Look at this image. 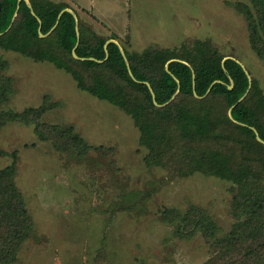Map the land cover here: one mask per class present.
<instances>
[{
  "label": "rangeland",
  "instance_id": "obj_1",
  "mask_svg": "<svg viewBox=\"0 0 264 264\" xmlns=\"http://www.w3.org/2000/svg\"><path fill=\"white\" fill-rule=\"evenodd\" d=\"M77 1L93 9L97 30L101 25L106 33L115 31L130 50L211 41L246 68L264 95V61L251 44L245 11L255 8L248 0ZM0 54L15 86L0 113L52 106L40 121L73 125L88 144L87 151L59 149L54 139L40 138L36 123L24 120L0 129V153L6 154L0 168L16 161V182L33 222L10 264H203L211 256L216 237L235 221L232 182L148 166L149 150L131 115L82 91L50 62L2 49ZM189 207L210 215L219 232L212 238L194 235L192 223L178 230L163 218L167 209Z\"/></svg>",
  "mask_w": 264,
  "mask_h": 264
},
{
  "label": "trees",
  "instance_id": "obj_2",
  "mask_svg": "<svg viewBox=\"0 0 264 264\" xmlns=\"http://www.w3.org/2000/svg\"><path fill=\"white\" fill-rule=\"evenodd\" d=\"M255 12L245 11L252 47L264 61V0H248ZM41 19L44 34L56 25L67 3L30 0ZM18 0H0V49L19 53L37 62H50L69 73L78 88L110 102L131 115L140 131V142L148 148V166H163L183 176L203 173L232 182L235 221L231 230L216 237L211 256L203 264H264V95L258 81L243 66L225 56L211 41L197 40L174 48L151 47L142 51L123 45L126 58L115 43L97 34L80 16L64 12L47 37L39 33L40 22L25 1L11 28ZM79 25V27H78ZM96 60H78L73 56ZM128 44V42H127ZM103 62H100L102 61ZM171 61V62H170ZM169 63V64H168ZM168 64V69L166 65ZM9 62L0 54V105L14 94V80L6 74ZM231 79L233 88L230 89ZM143 81L149 82L159 104ZM217 81V82H215ZM215 82V83H214ZM194 84L197 94L194 93ZM250 87V88H249ZM247 96L237 104L248 91ZM49 96L46 97L48 101ZM233 117L229 112L233 105ZM53 107H29L23 112L0 113V129L8 122L36 123L41 139H54L59 149H86L88 144L73 125H52L40 121ZM246 124V125H243ZM81 148V149H82ZM82 149L81 156L86 155ZM6 155L0 153V157ZM15 159L16 152L13 153ZM16 161L0 168V264L17 260L22 244L31 236L33 222L17 182ZM195 210V211H194ZM195 212V215L193 214ZM163 218L175 229L192 223L190 234L201 232L212 238L220 230L214 219L197 207L167 209ZM180 222V223H178ZM180 238V237H179Z\"/></svg>",
  "mask_w": 264,
  "mask_h": 264
},
{
  "label": "water",
  "instance_id": "obj_3",
  "mask_svg": "<svg viewBox=\"0 0 264 264\" xmlns=\"http://www.w3.org/2000/svg\"><path fill=\"white\" fill-rule=\"evenodd\" d=\"M22 1H25V2L27 3V5L30 7V9H31V11H32V14L38 18V20H39V22H40L39 33H40V36H41V37H47L48 35H50V34L55 30V28H56L57 25H58L59 19L61 18L62 14H63L64 12L68 11V12L72 13V14L74 15V17L77 19L76 14H75L71 9L66 8V9H64V10L61 11V13H60V15H59V17H58V21H57L56 25L50 30V32H48L47 34H44V33H42V31H41L42 21H41V19L36 15L35 11L33 10V7H32V4H31L30 0H18L17 10H16L15 15H14V17H13L12 23H11V25L9 26V28L7 29V31L11 28L13 22L15 21L17 15H18L19 9H20V4H21ZM2 34H3V33H0V35H2ZM77 35H78V41H77V44H76L75 48L73 49V56H74L76 59H78V60H86V59L96 60V59H94V58H92V57H90V58L80 57V56L76 53V49H77V47L79 46V43H80V33H79V29H78V27H77ZM110 43H115V44H117V45L119 46L121 52H122V53L124 54V56H125L124 49H123V47L120 45V43H119L118 41H116V40L111 39V40H108V41L106 42V44H105V50H106V52H107V57H106V58H108V56H109V55H108V45H109ZM125 58H126V56H125ZM228 58H230V57H228ZM228 58H225L224 61L227 60ZM96 61H97V60H96ZM236 61H237V60H236ZM100 62H103V60L100 61ZM126 62H127L128 69H129V73H130L131 77H132L134 80L139 81V80H137V79L135 78V76L133 75V72L131 71L130 64H129L127 58H126ZM170 62H171V61H170ZM237 62H239V61H237ZM239 63H240V62H239ZM168 64H169V63H168ZM168 64L166 65V68H167V69H168ZM240 64H241V63H240ZM241 65H242V64H241ZM242 66H243V65H242ZM243 68H244V70L246 71V73H247V75H248V77H249V80H250V86H251V81H252V80H251V76H250L249 72L246 70V68H245L244 66H243ZM168 70H169V69H168ZM139 82H140V81H139ZM215 82H217V81H215ZM215 82H214V83H215ZM143 83H145L146 85H148V87H149V89H150V91H151V93H152L154 103H155V105L158 106V107H164V106L168 105L169 103H171V101H172L173 99H175V97H176V95H177V93H178V92H177V93L172 97V99H171L170 101H168L167 103H165V104H159V103L157 102V100H156L155 92H154V90H153L151 84H150L149 82H146V81H143ZM212 86H213V85H211V87H210V89L208 90L207 94H209V92H210ZM229 88H230V89L233 88V80H232V79H231V85L229 86ZM249 88H250V87H249ZM248 92H249V89H248L247 93H246L242 98L239 99V101L237 102V104L240 103V102H241V101L247 96ZM194 93H195L196 97H199V98H203V97H205V96L207 95V94H206L205 96L200 97V96L197 94L196 90H195V84H194ZM235 106H236V104L233 105V106L231 107L230 112H229V115H230L231 119H233L235 122L238 123V121L233 117V114H232V110H233V108H234ZM243 125H246V124H243ZM253 129H254V131H255V133H256L257 140L264 144V140L260 137L258 131H257L255 128H253Z\"/></svg>",
  "mask_w": 264,
  "mask_h": 264
},
{
  "label": "crops",
  "instance_id": "obj_4",
  "mask_svg": "<svg viewBox=\"0 0 264 264\" xmlns=\"http://www.w3.org/2000/svg\"><path fill=\"white\" fill-rule=\"evenodd\" d=\"M51 1L56 2V3H67V4H69L71 7L69 9H71L76 14L77 19L76 18L75 19L77 21V24H78L79 16H80L85 22H87L93 28V30L97 34L104 36V37H111L113 35L117 36V39L110 38L108 40H111V39L116 40L123 47V44L119 38L120 36L118 34H116L115 31L110 30L111 33L110 32L106 33L107 31H109V29L104 28V27L102 28L101 25L99 26V30L102 29V31H99L96 29V27L98 28V24H99L100 20L97 18V16L95 15V12L93 11L92 8L82 6L77 0H51ZM78 27H79V25H78ZM128 40H129V37L124 39V41H126V42H128Z\"/></svg>",
  "mask_w": 264,
  "mask_h": 264
}]
</instances>
